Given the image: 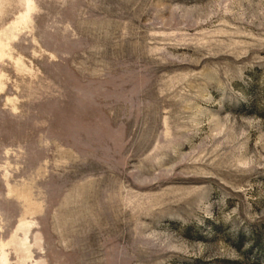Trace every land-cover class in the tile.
I'll use <instances>...</instances> for the list:
<instances>
[{"label": "rangeland", "instance_id": "374dc122", "mask_svg": "<svg viewBox=\"0 0 264 264\" xmlns=\"http://www.w3.org/2000/svg\"><path fill=\"white\" fill-rule=\"evenodd\" d=\"M0 264H264V0H0Z\"/></svg>", "mask_w": 264, "mask_h": 264}]
</instances>
